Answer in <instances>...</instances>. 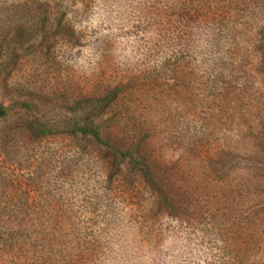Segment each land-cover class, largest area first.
<instances>
[{"label": "rangeland", "instance_id": "obj_1", "mask_svg": "<svg viewBox=\"0 0 264 264\" xmlns=\"http://www.w3.org/2000/svg\"><path fill=\"white\" fill-rule=\"evenodd\" d=\"M214 53L264 54V0H0V264L263 263L233 185L184 175L177 213H144L106 152L66 123L118 86L113 132L182 171L179 127L209 115L193 76ZM247 91L245 103L264 101Z\"/></svg>", "mask_w": 264, "mask_h": 264}, {"label": "trees", "instance_id": "obj_2", "mask_svg": "<svg viewBox=\"0 0 264 264\" xmlns=\"http://www.w3.org/2000/svg\"><path fill=\"white\" fill-rule=\"evenodd\" d=\"M21 44L8 41L5 47ZM208 62L210 70L193 76L198 91L193 94V102L200 109L206 107L209 115L194 111L190 115L192 121L179 127L183 135L178 138V153L189 160L182 171L154 157L148 145L135 139L136 135L127 143L128 138L113 132L117 120L112 106H116L122 91L118 86L68 108V130L88 137L106 152L122 186L130 197L140 199L134 204L137 209L145 203L144 213H177L183 203V193L177 182L184 175L189 179L195 177L200 185L212 190L218 185H233L242 198L241 207L234 209L235 212L247 217L249 224L253 223L254 235L264 244V101L253 105L250 100L245 103L243 98L247 90L250 95L260 90L264 98V54L214 53ZM241 78L243 82L239 84ZM27 107L29 109L30 105ZM213 107L219 109L217 113L212 112ZM6 113L7 109L0 106V118ZM212 150L216 151L213 155L210 154ZM5 224L0 221V228H6ZM220 249L225 257L231 255L229 245ZM237 263L236 258L231 261L222 258L212 264Z\"/></svg>", "mask_w": 264, "mask_h": 264}]
</instances>
